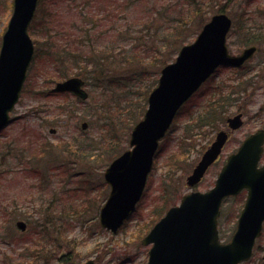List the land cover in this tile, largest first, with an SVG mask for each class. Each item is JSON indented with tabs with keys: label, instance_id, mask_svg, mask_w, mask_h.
I'll return each mask as SVG.
<instances>
[{
	"label": "rangeland",
	"instance_id": "1",
	"mask_svg": "<svg viewBox=\"0 0 264 264\" xmlns=\"http://www.w3.org/2000/svg\"><path fill=\"white\" fill-rule=\"evenodd\" d=\"M203 6L207 21L219 13L226 12L233 18L234 29L228 37V44L231 53H241L246 38H250L248 28H254L258 23L257 11L264 12V0H196ZM65 6V2H62ZM63 6L60 9L63 10ZM12 0H0V47L2 35L12 16ZM64 19H71L63 12ZM206 21V22H207ZM205 22V21H204ZM205 22V23H206ZM202 29V28H201ZM200 29V31H201ZM246 35V36H245ZM246 37V38H245ZM33 40L34 37L32 36ZM264 47L259 49L257 54L248 62L247 68L263 67L258 77H240V72L232 68L221 69L217 76L212 79L214 86H219L227 81L238 83L237 79L249 81L250 88L245 92L233 97L239 99L235 102L230 116L237 112L245 115V125L235 132L229 143L226 145L220 160L213 165L206 174L203 181L195 190L207 191L211 189L217 180L219 172L226 162L228 156L235 152L246 137L260 128H264ZM48 68H51L47 65ZM52 69V68H51ZM154 69V68H153ZM250 69V70H251ZM155 71V69H154ZM256 72V71H255ZM243 73V72H242ZM150 75V74H149ZM258 75V74H257ZM147 80L138 86L131 87L127 100L123 106L133 102L135 109L127 112L125 117L131 115L132 119L144 105H148V95L155 86L160 74H151ZM56 81L53 74L46 69L42 60H34L28 73V79L24 86L20 101L14 109L11 117L15 120L0 133V168L11 167L21 160L31 162L25 164L28 174L16 171L13 174H2L0 176V264H37L35 258L30 257L22 251L28 243L37 246L40 241L35 228L37 219L56 220L65 217L64 222L68 223V240L62 242L63 247L58 248L59 238L56 234H49L45 245L47 250L42 254L38 264H68L58 259L60 250H73L75 256L71 262L84 264L94 259L96 264H147L150 246H144L141 242L147 233L148 227L159 217L152 216L154 204L159 200L162 203L164 189L162 183L177 185V191H172L176 203L179 204L184 194H190L193 190L188 187L187 178L192 173L194 166L200 160L207 147L213 142L217 130L210 139L200 136L195 141L196 150L183 160L181 166L185 169L179 171L177 177L168 181L164 177L166 159L177 146L185 123L191 112H196L207 101L206 89H212L213 85H205L202 94H196L194 100L189 101L178 113L176 120L166 137L161 141V147L155 157V166L148 179L144 196L138 205L136 212L124 224L117 234H114L100 225V209L104 205L110 188L104 181V172L109 161L104 156L99 159L98 168L95 163L86 161L76 162V157L62 149L63 144L72 143L74 140H83L89 135L106 140L109 136L103 127L105 118L101 117L103 109H98L99 103L108 104L112 101L114 92L108 91L105 96L100 89L92 90L87 87L90 95L89 100L80 101L75 96L56 94L53 88ZM247 86L242 85L243 90ZM150 89V90H149ZM148 91L146 97L144 92ZM239 88H235L238 91ZM120 93V90H117ZM209 98V97H208ZM146 105V106H147ZM59 106L64 110L62 114L45 111L50 107ZM106 107V106H105ZM53 109V108H52ZM51 110V109H50ZM97 110V113H96ZM122 116L121 118H124ZM89 118H94L93 124L82 130L84 121L89 123ZM103 122L102 123L100 122ZM126 121V119H125ZM128 121V120H127ZM126 123L116 127L117 132L109 137L108 145H115L122 140L121 149H129L132 130L129 125L122 130ZM102 125L101 130L100 127ZM56 129L52 134L51 130ZM223 129V128H219ZM131 130V131H130ZM210 135H208L209 137ZM107 143L103 146H108ZM203 146L206 147L204 150ZM44 147V148H43ZM202 151V152H201ZM78 159V155H77ZM194 159H198L195 164ZM6 163V165H3ZM261 164H264V156ZM26 167H23L25 171ZM176 175V174H175ZM170 185H168L169 187ZM100 194V202L92 208H85L95 195ZM246 193L237 198L228 199L222 209L220 217V231L224 242L230 241L236 231L237 223L244 206ZM51 213V214H50ZM50 215L47 217L46 215ZM55 216V217H54ZM28 229L22 232L17 228L18 221H25ZM35 222V225H34ZM149 230V229H148ZM56 245V246H55ZM61 256V255H60ZM244 264H264V231L259 237L253 258Z\"/></svg>",
	"mask_w": 264,
	"mask_h": 264
},
{
	"label": "water",
	"instance_id": "2",
	"mask_svg": "<svg viewBox=\"0 0 264 264\" xmlns=\"http://www.w3.org/2000/svg\"><path fill=\"white\" fill-rule=\"evenodd\" d=\"M39 0H14L13 15L3 36L0 50V131L11 122L10 113L20 100L35 46L29 26L36 15ZM226 13L215 14L206 23L195 43L184 46L176 60L161 72L158 86L148 99L144 118L134 127L130 146L105 172L111 193L101 209L100 223L117 233L136 209L153 167L160 140L166 135L184 103L202 86L220 65L240 67L251 59L257 47L229 54L226 46L232 29ZM84 81L73 77L58 82L55 92H71L87 99ZM243 115L228 119L236 130L243 125ZM87 124H83L85 129ZM230 132L220 131L206 150L193 173L187 178L190 187L198 185L209 167L219 158ZM264 129L247 138L232 154L219 174L215 187L206 193L184 196L182 205L170 209L142 240L153 244L148 264H240L250 260L264 228V168L257 164L264 150ZM248 190L247 205L242 211L230 243L222 244L218 220L226 198ZM21 230L26 224L17 223ZM85 264H95L89 260Z\"/></svg>",
	"mask_w": 264,
	"mask_h": 264
},
{
	"label": "trees",
	"instance_id": "3",
	"mask_svg": "<svg viewBox=\"0 0 264 264\" xmlns=\"http://www.w3.org/2000/svg\"><path fill=\"white\" fill-rule=\"evenodd\" d=\"M62 2H65V6ZM60 6H63V10ZM64 11L71 19H64ZM203 13V6L198 2L196 4V0H40L36 17L30 27V34L36 43L35 60H42L56 82L78 76L91 90L92 87L100 89L105 96L108 91L114 92L109 104L108 98L97 107V110L103 109L100 115L105 118L104 125L100 122L109 135L107 139L89 135L84 142L76 139L72 143L63 144L62 149L75 156L76 162H93L97 168L101 160L99 157L104 156L110 164L121 155L124 152V149L120 148L122 140H118L115 145H108L109 137L114 136L116 127L125 122L126 126L122 130H125L128 124L130 129L133 128V125L143 118L147 108L144 100V105H140L142 108L139 114L134 113L137 120H133L131 115L125 117L127 112H132L136 107L133 102L123 106L131 90L130 86L140 85L151 77V74H159L162 67L174 61L179 48L190 42L208 20L206 16L202 19ZM257 14L258 23L254 28L247 29L250 38L245 37V45H257L261 50L264 47V12L257 11ZM209 85H213L211 90L206 89L205 94L209 98L199 111L190 113L176 148L166 159L164 177L168 181H172L179 171L185 169L181 166V157L185 159L187 155L194 153L196 139L200 136L209 138L208 135L213 134L225 123L235 105L233 83H221L216 87L213 83ZM117 90H120L118 95ZM149 90L144 92L145 97ZM93 94L91 92V95ZM50 109L45 111L60 114L64 112L59 106ZM88 120L89 125H92L94 118ZM106 143L108 146L103 147ZM205 148L203 146L202 150ZM197 160L194 159L192 163L195 164ZM26 163L31 164L24 159L11 167L0 168V176L13 174L16 168L26 167ZM28 173L26 167L25 174ZM177 186L162 183V203L153 209L152 216L160 218L163 215L168 209L172 191L175 189L176 192ZM90 200L85 208L90 209L98 205L100 194ZM52 217L51 215L48 220L36 221L35 228L39 230V238L44 240L37 244L38 251L34 256H30L38 261L37 264L42 254L48 251L45 242L49 234L58 235V248L63 247L62 242L68 240L70 227L64 222L65 217L56 220ZM30 222L29 220V225ZM72 251L61 249L60 259L64 262L74 259L75 262Z\"/></svg>",
	"mask_w": 264,
	"mask_h": 264
},
{
	"label": "bare ground",
	"instance_id": "4",
	"mask_svg": "<svg viewBox=\"0 0 264 264\" xmlns=\"http://www.w3.org/2000/svg\"><path fill=\"white\" fill-rule=\"evenodd\" d=\"M39 4H40V0H39V3H38V6H39ZM37 10H38V8H37ZM202 32V30L201 31H199L194 37H193V39L190 41V42H187V43H185L184 45H182L180 48H179V50H178V52H177V54L176 55H178L179 54V52H180V50L184 47V46H188V45H191V44H193V43H195L196 42V40L198 39V37H199V35H200V33ZM226 46H227V48H228V51H229V54H231V55H233V56H239V55H241L242 54V52L241 53H239V54H233V53H231V51H230V49H229V44H228V40H227V43H226ZM259 50H257L256 51V53L254 54V56L257 54V52H258ZM253 56V57H254ZM252 57V58H253ZM251 58V59H252ZM251 59H249V60H247L242 66H240V67H235V66H229V65H220L218 68H217V70L202 84V86L184 103V105H186L189 101H191V100H194V98L196 97L195 95L198 93V94H202L204 91H203V88L205 87V85H207L208 83L210 84V83H212V79L213 78H215L216 76H217V74L219 73V71L221 70V69H225V68H232V69H234L235 70V72H236V74H237V72H240L239 73V76L242 78V77H246V76H249V75H247L249 72H251V74H250V76L249 77H251V78H253V77H258L259 76V73H260V71H261V69L263 68L262 66H260L259 65V67H254V68H252L251 69V67L248 69L247 68V64H248V62L251 60ZM264 62V61H263ZM164 69V67H162L161 68V70H160V76H159V78H158V80H157V82H156V84H155V86H153V88H152V90L149 92V95H148V99H149V97H150V95H151V93L153 92V90L158 86V84H159V80H160V77H161V72H162V70ZM251 69V70H250ZM256 71V72H255ZM262 71H263V69H262ZM243 72V73H242ZM258 74V75H257ZM232 82H233V85L235 86V88H239V90L238 91H235V89H234V93L236 94V95H240V94H242V93H245L249 88H250V85H249V81H247V79H245V81H242V80H240V78L239 79H237V82L238 83H234V79L233 80H231ZM227 82H229V81H227ZM240 83H243L242 85H244V86H247L244 90H243V88H241L242 87V85H240ZM220 85V84H219ZM239 85V86H238ZM234 94V95H235ZM195 96V97H194ZM206 98L208 99V96H206ZM234 99H235V102H239L240 100L239 99H237V98H235L234 97ZM240 103V102H239ZM183 105V106H184ZM197 111H199V110H197ZM196 111V112H197ZM238 114H242L243 115V117H242V119H243V125L240 127V128H238V129H236V130H232L230 127H229V123H228V119L229 118H232V117H234V116H236V115H238ZM139 122H137V123H135L134 125H133V128L132 129H134V127L138 124ZM244 125H245V115H244V113L243 112H237L236 114H234V115H228L227 117H226V119H225V123L221 126V127H219V128H227L228 130H229V132H230V134H231V136L235 133V132H237V131H239L241 128H243L244 127ZM219 128H217L216 130H217V133L216 134H218L219 132H220V130H219ZM216 130L214 131V133L216 132ZM253 134H255V132L254 133H251L248 137H246L245 139H244V141L247 139V138H249L251 135H253ZM213 135V134H212ZM212 135H210L209 136V138L208 139H210L211 137H212ZM217 136V135H216ZM216 136H215V138H214V140L216 139ZM213 140V141H214ZM243 141V142H244ZM243 142L241 143V145L243 144ZM240 145V146H241ZM240 146L238 147V149L235 151L236 153L238 152V150H239V148H240ZM160 147H161V142H159V145H158V148H157V153L159 152V149H160ZM264 147V146H263ZM125 150H127V149H125ZM263 156H264V150H263V153H262V155H261V158H260V160H259V163L257 164V169L258 170H260V169H263L264 168V164H261V161H262V158H263ZM229 159V158H228ZM228 159L226 160V162L224 163V165H223V167L221 168V170H220V172H219V174L222 172V170L224 169V167L226 166V164L228 163ZM154 166H155V158L153 159V167H152V171H153V169H154ZM16 171H20L22 174H24L25 175V171L23 170V169H20V168H16L15 169ZM105 184H106V186H109V187H111V184L106 180V178L104 177V181H103ZM147 185H148V180H147V183H146V185H145V187H147ZM198 186H196V188H197ZM208 191V190H207ZM242 193H246V198H245V202H244V206H243V209H242V211L244 210V208L246 207V205H247V200H248V190H247V188H243L238 194H236V195H231L230 196V198H237V197H239V195H241ZM160 204V201L158 200L154 205L156 206V205H159ZM182 205V203L181 202H179V204L178 203H176V201H174L173 199H171L170 200V202H169V206H168V208L169 209H172V208H175V207H180ZM242 211H241V213H242ZM47 217H50V215H46ZM22 251L24 252V253H26V254H29V253H31V255L30 256H34L33 254H35L36 253V251H38V248H37V246H35V245H33V244H30V243H28L27 245H26V247L24 248V249H22ZM58 257H60V258H62L60 255H58ZM66 263H68V264H73V262H71V261H68V262H66Z\"/></svg>",
	"mask_w": 264,
	"mask_h": 264
}]
</instances>
